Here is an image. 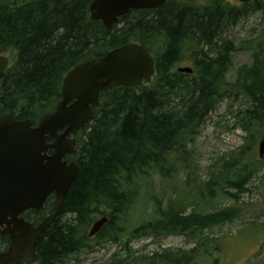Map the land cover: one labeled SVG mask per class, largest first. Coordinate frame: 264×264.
<instances>
[{"label": "trees", "instance_id": "trees-1", "mask_svg": "<svg viewBox=\"0 0 264 264\" xmlns=\"http://www.w3.org/2000/svg\"><path fill=\"white\" fill-rule=\"evenodd\" d=\"M93 1L0 0V56L12 59L0 75V118L9 114L36 123L53 111L69 70L127 43L141 45L155 64L149 84L107 88L100 94L93 120L76 138L78 173L58 217L36 244L35 264H67L91 249L93 241L116 242L138 202V180L152 172L170 180L185 171L183 190L174 189L164 207L153 200L151 218L129 231L130 238L195 236L232 222L236 208L204 215L186 211L193 210L195 197L211 195L223 182L237 191V198L264 168V156L255 159L257 152L248 144L223 162L222 171L233 178L221 179L220 174V181L201 185L188 157L199 129L223 100L246 104L234 118L249 139L254 124L264 125V0L236 5L229 0H167L158 10L130 11L110 29L90 20ZM255 13L260 14L258 36L236 44L229 38L232 29ZM238 51L251 54L249 66L234 67ZM182 59L190 62L191 74L174 70ZM52 204L49 198L38 213L27 212L24 219L41 223L52 213ZM103 217L107 223L89 238L90 227ZM249 225L251 231L264 233V225ZM7 244L6 237L0 238V248ZM196 250L182 256L154 253L143 257L144 264H200L194 261ZM218 262L216 257L201 264ZM106 264L130 263L113 258Z\"/></svg>", "mask_w": 264, "mask_h": 264}, {"label": "water", "instance_id": "water-1", "mask_svg": "<svg viewBox=\"0 0 264 264\" xmlns=\"http://www.w3.org/2000/svg\"><path fill=\"white\" fill-rule=\"evenodd\" d=\"M166 1L95 0L88 7L89 17L110 29L130 10L156 9ZM8 65V58L0 56V75ZM177 72L191 74L192 69L178 68ZM154 74L151 55L140 45L128 43L69 70L53 111L36 124L29 119L15 120L9 114L0 118V235L9 239L7 251L0 254V264L13 260L37 262L36 244L58 217L78 173L75 163L63 161L66 154L75 153L74 140L67 138L93 120L100 94L107 88L147 85ZM49 150L53 151L51 156H47ZM257 155L259 159L264 156V139L258 144ZM51 195L54 201L50 215L37 226L24 220L23 213L38 211ZM106 223V217L95 221L88 237L95 236Z\"/></svg>", "mask_w": 264, "mask_h": 264}, {"label": "rangeland", "instance_id": "rangeland-1", "mask_svg": "<svg viewBox=\"0 0 264 264\" xmlns=\"http://www.w3.org/2000/svg\"><path fill=\"white\" fill-rule=\"evenodd\" d=\"M205 1L197 0L196 2L203 4ZM229 1L233 5L237 4L236 0ZM259 23L260 14L255 13L241 20L232 29L229 38L234 39L236 44L242 40L249 41L256 38L261 29ZM7 58L10 66L12 59ZM232 63L235 68L242 65L249 66L251 54L248 51H238L234 54ZM190 67V62L182 59L176 63L174 70ZM233 74L232 71L228 74V81L233 79ZM245 108L246 104L243 106L242 102L223 100L209 115L208 120L193 139L188 157L201 185L209 179L213 182L220 181L218 177L220 174H222L221 179L224 175L225 179L233 178L230 174L224 173L225 170L222 171L223 162H230L238 150L246 148L248 144L257 152L258 144L262 140L261 136L264 135V125L258 127L259 124H254L251 128L252 138L255 140L253 144V140L241 130L237 125V119L234 118L238 111ZM255 157L257 159V154ZM192 169L187 172L188 175ZM185 178V171H180L170 180H161L154 172L150 173L147 179H139L138 202L128 215L125 229L118 236L117 241L103 240L99 244L93 241L91 249L74 256L67 264H106L113 258L130 264H144L143 257L154 253L192 255L195 248L198 250L194 254L197 256L194 261L200 264L207 263L216 257L219 259L217 264H264V233L251 231L249 225V223L264 225V168L258 176L244 185L243 188L247 191L239 193L237 198L233 197L234 194H238L237 191L230 189L223 182L213 190L211 195L206 192L203 193L205 195L203 198L195 197L192 204L193 210L188 208L186 211V214L195 212L204 215L236 208L237 217L232 222L222 224L211 231H202L195 236L129 237V231L151 218L152 201H161V206L164 207L167 199L174 196V189L177 192L183 190ZM190 178L193 176L191 175ZM192 185L191 180L189 186ZM196 243H198L197 246Z\"/></svg>", "mask_w": 264, "mask_h": 264}, {"label": "flooded vegetation", "instance_id": "flooded-vegetation-1", "mask_svg": "<svg viewBox=\"0 0 264 264\" xmlns=\"http://www.w3.org/2000/svg\"><path fill=\"white\" fill-rule=\"evenodd\" d=\"M163 5H164V4H163ZM163 5H162V6H163ZM162 6H161V7H162ZM161 7L156 8V9H150V10H158V9H160ZM138 10H145V9H138ZM130 11H132V10H130ZM130 11H129V12H130ZM134 11H136V10H134ZM129 12H128V13H129ZM128 13H127V14H128ZM120 18H121V17L118 18V21H117L116 24H118ZM101 24H102V23H101ZM116 24H115V25H116ZM113 26H114V25H113ZM113 26H112V27H113ZM130 43H134V42H130ZM136 44H137V43H136ZM138 45H139V44H138ZM140 46H141V45H140ZM105 54H106V53H105ZM101 57H102V56H101ZM34 126H35V124H34ZM81 131H82V130H79V131H77V132L75 133V135H70V136L67 138L68 140H74V142H75V144H74V146H73V149H74L75 153H73V154H66V155L63 157V161H65L67 164H69V163H75L74 160H73V157L76 155V146H77V139H76V138H77V136L79 135V133H80ZM52 154H53V151H52V150L47 151V156H51ZM75 164H76V163H75ZM49 198H53V201H54V196H52V195L49 196V197L47 198V200H48ZM47 200H46V201H47ZM46 201H45V202H46ZM44 204H45V203H44ZM42 207H43V206H42ZM42 207H41V208H42ZM41 208H40L38 211L28 210V211H26L25 213H27V212H32V211L35 212V213H38V212L41 210ZM52 208H53V204H52ZM25 213H23V215H22L23 218H24V214H25ZM46 217H47V216H46ZM46 217H45V218H46ZM24 220H25V219H24ZM25 221H26V220H25ZM29 223H31V222H29ZM31 224H33V223H31ZM39 224H40V223H39ZM33 225H34V224H33ZM37 225H38V224H37ZM37 225H34V226H37ZM5 237H6L7 240H8V244L6 245L5 248H0V254L6 252L7 249H8V245H9V239H8V236H7V235H0V238H5ZM35 250H36V249H35ZM13 261H15V260H13ZM13 261H12V262H13ZM19 261H21V260H19ZM21 262H23V261H21ZM25 264H26V263H25Z\"/></svg>", "mask_w": 264, "mask_h": 264}]
</instances>
